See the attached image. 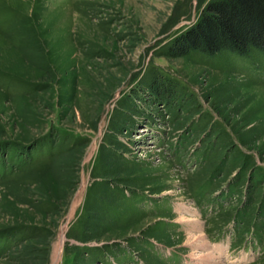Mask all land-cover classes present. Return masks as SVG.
<instances>
[{"label":"rangeland","instance_id":"374dc122","mask_svg":"<svg viewBox=\"0 0 264 264\" xmlns=\"http://www.w3.org/2000/svg\"><path fill=\"white\" fill-rule=\"evenodd\" d=\"M214 1L0 0V264H264V50L179 51Z\"/></svg>","mask_w":264,"mask_h":264},{"label":"trees","instance_id":"16d2710c","mask_svg":"<svg viewBox=\"0 0 264 264\" xmlns=\"http://www.w3.org/2000/svg\"><path fill=\"white\" fill-rule=\"evenodd\" d=\"M180 43L181 54L229 50L243 55L250 47L264 50V0H215Z\"/></svg>","mask_w":264,"mask_h":264},{"label":"bare ground","instance_id":"6f19581e","mask_svg":"<svg viewBox=\"0 0 264 264\" xmlns=\"http://www.w3.org/2000/svg\"><path fill=\"white\" fill-rule=\"evenodd\" d=\"M194 228H195V227H194ZM190 239H191V238H190ZM194 240H195V242H202V243H203L202 246H203V247L205 246V247H207L208 250H210V247L208 248L209 245L207 246L208 243H205V242H204V238H203L202 235H200L199 237H195ZM61 247H62V244L60 245V249H61ZM205 247H204V248H205ZM205 253H207V252H205ZM209 254H210V255H209ZM205 255H206L207 257H211V253H207V254H205ZM205 255L202 256V257L205 258V257H206Z\"/></svg>","mask_w":264,"mask_h":264},{"label":"crops","instance_id":"0c3cea01","mask_svg":"<svg viewBox=\"0 0 264 264\" xmlns=\"http://www.w3.org/2000/svg\"><path fill=\"white\" fill-rule=\"evenodd\" d=\"M217 249V248H216ZM217 251V253H223V251L222 250H216Z\"/></svg>","mask_w":264,"mask_h":264}]
</instances>
